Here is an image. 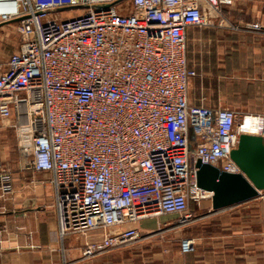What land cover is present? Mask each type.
<instances>
[{
  "label": "built area",
  "instance_id": "1",
  "mask_svg": "<svg viewBox=\"0 0 264 264\" xmlns=\"http://www.w3.org/2000/svg\"><path fill=\"white\" fill-rule=\"evenodd\" d=\"M223 3L0 0V25L15 24L19 37L0 60V127L13 130L22 169L49 173L58 236L102 232L84 255L139 238L128 225L141 219L187 225L189 202L211 198L196 185V161L238 173L239 136L264 135V114L197 113L188 100L186 29L208 25L206 11ZM64 9L77 12L54 16ZM11 187L2 166L0 191Z\"/></svg>",
  "mask_w": 264,
  "mask_h": 264
},
{
  "label": "crops",
  "instance_id": "2",
  "mask_svg": "<svg viewBox=\"0 0 264 264\" xmlns=\"http://www.w3.org/2000/svg\"><path fill=\"white\" fill-rule=\"evenodd\" d=\"M221 8L206 11L208 25L186 29L187 66L196 73L189 103L197 113L264 114V30L251 27L264 22V0H231ZM7 42L0 36V60L18 48L7 51ZM2 166L11 172L12 187L0 191V264H264V190L220 209L211 198L190 201L195 218L183 226L166 224L173 215L141 219L128 225L138 228L139 238L86 256L84 245L102 232L58 236L49 173L22 170L13 130L0 127ZM184 238L192 251L181 250Z\"/></svg>",
  "mask_w": 264,
  "mask_h": 264
},
{
  "label": "water",
  "instance_id": "3",
  "mask_svg": "<svg viewBox=\"0 0 264 264\" xmlns=\"http://www.w3.org/2000/svg\"><path fill=\"white\" fill-rule=\"evenodd\" d=\"M230 157L240 172L221 171L200 160L195 163L196 185L211 193L214 209L249 200L264 190V135L241 134Z\"/></svg>",
  "mask_w": 264,
  "mask_h": 264
},
{
  "label": "rangeland",
  "instance_id": "4",
  "mask_svg": "<svg viewBox=\"0 0 264 264\" xmlns=\"http://www.w3.org/2000/svg\"><path fill=\"white\" fill-rule=\"evenodd\" d=\"M76 12H77L76 9H64L61 12H56L54 14V16L57 17V18L61 17L62 19H65V18H67V17H69L71 15H74ZM0 26H1L0 27V33H1L0 36L6 38L8 40L7 43L12 45L11 47L7 48L8 49L7 51L10 50L9 52H11L14 49H16L17 45L19 44V42H18L19 37H18V35H16V32H15V24H13V23H5V24L0 25ZM14 45L16 47H14ZM16 156H17V150H16ZM17 163H18V156H17ZM22 170H25V169H22Z\"/></svg>",
  "mask_w": 264,
  "mask_h": 264
}]
</instances>
